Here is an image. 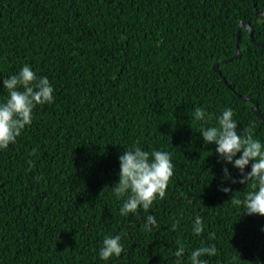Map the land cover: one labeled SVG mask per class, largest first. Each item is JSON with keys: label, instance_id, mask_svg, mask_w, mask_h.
Returning <instances> with one entry per match:
<instances>
[{"label": "trees", "instance_id": "16d2710c", "mask_svg": "<svg viewBox=\"0 0 264 264\" xmlns=\"http://www.w3.org/2000/svg\"><path fill=\"white\" fill-rule=\"evenodd\" d=\"M262 9L264 0H0V102L3 79L24 65L54 89V102L0 150V264H174L177 240L183 264L211 245L207 264H264V217L229 202L249 189L223 179L224 167L237 181L239 170L192 119L203 107L214 126L231 108L238 134L254 125L264 144V121L235 96L264 116V46L242 28L241 56L218 66L228 88L211 69L234 55L241 21L264 42ZM133 145L169 152L174 175L163 200L125 217L111 188ZM148 215L159 225L151 232ZM197 215L204 231L194 236ZM120 234L123 253L101 260L104 237Z\"/></svg>", "mask_w": 264, "mask_h": 264}, {"label": "clouds", "instance_id": "9594fccd", "mask_svg": "<svg viewBox=\"0 0 264 264\" xmlns=\"http://www.w3.org/2000/svg\"><path fill=\"white\" fill-rule=\"evenodd\" d=\"M3 90L7 96L0 102V150H7L31 125L34 109L54 102V89L46 76H38L29 65H24L18 74L3 79ZM233 117V110L227 108L216 118L217 124L209 126L213 117L203 107H196L192 114L194 121L201 122L200 135L205 145H214L220 162L231 164L239 170L240 179L237 181L224 167L223 179L246 185L249 189L242 200L237 198L239 192H236L229 202L243 206L244 215L264 217V144L254 138V125H249L238 134V124ZM31 155H35V150ZM28 163L31 165L32 162ZM119 165V181L111 190L117 200L124 201L119 210L121 216L136 214L140 209L148 212L154 202L165 198L166 189L174 175L169 152H149L133 145L119 156ZM249 166L251 171L245 172ZM34 179L38 183L41 178ZM219 190L225 194L232 191L230 187L224 186ZM178 226L177 220L169 230L175 232ZM154 227H159L156 218L148 215L143 229L151 232ZM203 231L202 219L197 215L192 225L193 235L199 236ZM121 239L122 234L105 236L98 252L99 258L109 261L112 257H120L124 251ZM176 243L178 249L173 254L176 257L174 264H183L185 245L180 240ZM216 251L215 245L201 246L191 252L188 264H207L202 257L215 256Z\"/></svg>", "mask_w": 264, "mask_h": 264}, {"label": "water", "instance_id": "95a60500", "mask_svg": "<svg viewBox=\"0 0 264 264\" xmlns=\"http://www.w3.org/2000/svg\"><path fill=\"white\" fill-rule=\"evenodd\" d=\"M256 14L259 15V16H263L264 17V9L260 10V11H257L256 10ZM242 28H245L248 30V37H249V41L251 44L255 45V46H264V42H255L253 41L252 39V29L250 27V24L246 21H241L237 27V31H236V43H235V53L234 55L229 58V59H226V60H219V61H216L213 63L212 65V71H214L216 74H218L223 82V84L225 85L226 88H228L224 78L221 76L219 70H218V66L222 63H226V62H229L233 59H237L239 58L241 55H240V52H239V33H240V30ZM235 94V93H234ZM235 96L237 98H239L241 101H246V102H249L251 104V112L259 119H261L262 121H264V117L259 113V111L257 110V104H256V101L251 99V98H248V97H240L238 96L237 94H235Z\"/></svg>", "mask_w": 264, "mask_h": 264}, {"label": "rangeland", "instance_id": "374dc122", "mask_svg": "<svg viewBox=\"0 0 264 264\" xmlns=\"http://www.w3.org/2000/svg\"><path fill=\"white\" fill-rule=\"evenodd\" d=\"M257 104V103H256ZM258 110V109H257ZM260 113V112H259ZM261 114V113H260ZM262 115V114H261ZM263 116V115H262ZM264 117V116H263ZM259 119V118H258ZM261 120V119H260ZM262 121V120H261Z\"/></svg>", "mask_w": 264, "mask_h": 264}]
</instances>
